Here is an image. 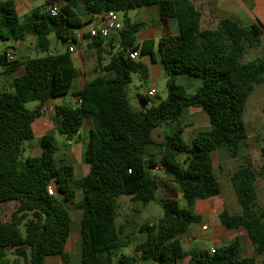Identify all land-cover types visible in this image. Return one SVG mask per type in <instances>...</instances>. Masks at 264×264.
<instances>
[{
  "label": "trees",
  "instance_id": "16d2710c",
  "mask_svg": "<svg viewBox=\"0 0 264 264\" xmlns=\"http://www.w3.org/2000/svg\"><path fill=\"white\" fill-rule=\"evenodd\" d=\"M62 1L56 17L47 7L57 0H47L44 11L34 10L22 21L13 0H0V41H23L37 35L42 52L48 53L50 34L63 44H76L74 31L85 24L83 18L114 10L123 15L124 26L118 31L122 49L105 63L106 39L94 37L83 60L88 72L103 75L74 93L81 98L79 105L55 109L60 118L57 132L66 141L74 139L85 120L92 121L85 151L90 170L77 180L71 164L56 161L59 148L54 133L42 137V156L23 159V144L34 138L32 125L42 116L45 104L73 89L78 70L71 53H48L21 62L10 60L6 49L0 52V69L6 74L26 68L9 88L0 89V204H15L10 220L0 221V264H45L51 256L71 264L65 244L72 216L64 203L82 212L79 264H115L114 257L132 245L135 253H122L120 264H181L187 258V264H255L257 256L264 255V211L257 207L256 188L258 177L264 179V146L263 162L257 170L242 164L231 175L242 213L233 215L224 209L217 216L228 231H247L255 255L243 257L240 237L215 247V253L205 248L186 250L181 238L202 221L193 211L195 202L221 194L213 154L222 151L236 158L240 152L248 99L264 84V58L243 59L250 50L261 47L264 28L225 19L215 30H202V14L192 0ZM153 5L162 20L176 22L178 32L160 44L167 98L152 104L142 96L143 102L151 105L137 111L130 104L128 84L132 74L147 79L149 71L126 53L139 50L140 57L149 55L155 61L156 51L153 40L138 44L137 34L147 24L132 22L128 13ZM192 79H198L200 85L189 94L186 81ZM33 102L38 106L28 109ZM187 108L201 109L210 124L198 131L191 143L183 135L182 118ZM160 127L168 130L162 143L152 138L153 130ZM159 167L183 194L187 208L174 197L157 198L159 184L152 170ZM50 186L54 195L49 194ZM77 189L82 192L79 200ZM121 196L162 207L163 215L156 223L138 226L137 233L146 236L144 241L136 242L135 233L126 235V223H118Z\"/></svg>",
  "mask_w": 264,
  "mask_h": 264
},
{
  "label": "crops",
  "instance_id": "0c3cea01",
  "mask_svg": "<svg viewBox=\"0 0 264 264\" xmlns=\"http://www.w3.org/2000/svg\"><path fill=\"white\" fill-rule=\"evenodd\" d=\"M13 1L16 5L19 16L23 18V20L26 17H29L34 10L40 9L41 11H44L45 5L47 3V0ZM57 2L60 5H62L63 3L62 0H57ZM192 3L202 14V30H215L219 22L225 19L237 21L243 26H252L254 24H259L264 28V0H192ZM132 14H134V17L130 16ZM128 17L132 22L147 24V26L141 30L144 32V35L141 41H137L138 44H142L147 40H153L155 42V61L149 55L141 56L138 58V61L143 63L148 68V78H152L151 75L152 71H154V68H157L159 66L162 67L160 52L161 41L177 34V24L174 21L162 20L159 15V9L155 5L138 8L136 9V11H129ZM83 20L85 24L78 29L82 37L78 39L76 43L75 52L71 53L74 64L78 70V76L74 81L73 89L66 96L53 98L45 104L44 108H48V110L45 112L42 111V116L37 118L32 125L34 138L25 141V146L23 147L25 158L40 157L43 154V149L40 145L42 137L48 133H54L55 140L59 148L57 154L60 155V160L65 161L74 167L76 180L85 177L90 170L89 165L85 161V151L87 148L88 132L93 126L92 121L85 120L81 130L74 137V139L71 141H66L65 137L57 132V126L59 125L60 118L57 116L55 109L56 107L61 105H66L69 107H76L77 105H79V97H76L74 93L82 90L88 82L103 75L100 72H88V67L85 66V62L83 60V52L85 51L87 44L92 39H94L90 37L89 32L93 28H100L104 25L103 16L100 15L94 18L85 17L83 18ZM48 38L50 40L51 47V41L53 38H56V36L54 34H50ZM263 43L264 36L262 38V44ZM3 44H7L4 45L3 50L6 49L8 51L9 59L12 61L18 59L21 62H26L31 59L43 57L48 53L51 55L65 53L67 50H69L70 46V44H63L61 48L59 42L56 41L54 51L50 50L49 48L48 53H43L40 48L37 35L28 36L23 41H4ZM121 49L122 48L120 46L118 32H114L110 38L106 39L104 62L108 63L111 57ZM25 73V67H21L13 74H6L5 69H0V89L9 88L14 79L24 75ZM151 80H153V83L156 82V78H152ZM186 83L191 85L193 91L200 85V81L198 79L188 80ZM152 88H155L154 84L150 86L149 90ZM157 98H159V94L157 95ZM37 106L38 103L36 102L35 108ZM186 115L191 116L193 121L188 125H184L183 135L185 141L187 143H191L197 132L200 130L208 129L210 124L207 115H203L200 111H198V108L185 109L183 118ZM167 135L168 130L165 127L156 128L152 132L153 140L158 143L164 142ZM61 136L63 137L62 139ZM218 152H215L213 154L214 169H216V155ZM227 156L230 159H234L229 154H227ZM238 168L229 172L230 177ZM152 174L156 177L159 184L158 193H162L163 197L173 198L174 195L176 196L181 193L175 187V185L165 176L162 168L159 167L155 170H152ZM174 192L175 194H173ZM227 195L229 197L228 199H222L220 194L211 199L197 200L195 202L193 211H195L196 208L197 212L194 213L202 216V221L200 223H197L194 229H192L193 227H191L188 233L181 238L183 246L185 245L184 248L186 250H190L194 247L212 249L228 244L235 240L237 237H240L243 244V250L246 247L248 251L247 257L250 258L255 255L254 247L252 246L248 233L245 229L239 228L237 230L228 231L220 222H214V219L217 218L218 214L224 209L228 210V212L233 215L242 213V210L240 211L237 207L234 192L227 191ZM260 198L261 197L259 195L257 201H259ZM64 204L68 209L69 206L67 207L66 203ZM14 210V203L0 204V221H9ZM79 212L80 213L77 214V218L75 219V221L72 219L70 234L65 244V252L70 256L71 264H79L81 260L82 237L80 233V222L82 218V212L80 210ZM208 221L211 222H209V224H206L205 222ZM204 226H206L207 229H204ZM72 256L76 258L74 262H72ZM188 261L189 258H187L181 264H187ZM45 264L66 263L59 256H51L46 258Z\"/></svg>",
  "mask_w": 264,
  "mask_h": 264
},
{
  "label": "rangeland",
  "instance_id": "374dc122",
  "mask_svg": "<svg viewBox=\"0 0 264 264\" xmlns=\"http://www.w3.org/2000/svg\"><path fill=\"white\" fill-rule=\"evenodd\" d=\"M136 11V9L131 10ZM130 11V12H131ZM134 17V14L130 15ZM123 18V16L121 15ZM23 21V18H21ZM144 32L141 31L137 34V41H141L143 38ZM56 41L59 42L60 47L62 48L63 43L62 41H59L57 38H53L51 41V47L50 50L54 51ZM4 45L2 41H0V52L3 51ZM259 57L264 58V43L261 45L258 49H252L250 50L244 57L243 62H250L252 60H255ZM160 71V72H158ZM151 74V73H150ZM152 78H156V82L153 83L152 78L144 79L141 77L140 74L134 73L132 74V81L128 84V97L131 106L133 109L137 111H143L145 108H148L149 106L146 105L143 100L142 96H147L148 90L151 85H155V88L159 94V98L152 99V104H157L161 100H165L167 98V88H166V76L164 75L163 68L161 66L154 68V71H152ZM187 82V81H186ZM188 93H192V87L190 84L187 83ZM192 90V91H191ZM36 102L29 103L27 105L28 109L33 110L35 109ZM192 109V108H191ZM197 109V108H196ZM198 111H200L203 115L206 116V114L198 108ZM191 116H184L182 118L183 125H188L192 122ZM244 123H245V129H244V138L241 142L240 152L238 156L234 159L228 158L227 154L225 152H218L216 155V169L215 174L220 182L221 185V197L222 199L226 198L228 199L227 191L234 192V188L231 183V177L230 173L232 170H235L238 168L241 164H250L255 170H257L260 165L262 164L263 160L261 157V148L264 146V84L260 85L256 88V90L253 92V94L250 96L247 102L246 106V112L244 116ZM38 136V135H37ZM63 137L61 136V139ZM61 142V141H59ZM57 143V142H56ZM25 144H23V147ZM25 158V155L23 156V159ZM226 158V159H225ZM56 161L60 162V155H56ZM256 188L258 192V196L260 195L259 201H257V207L259 210L264 211V180L259 176L258 181L256 182ZM232 189V191H231ZM175 194V192L173 193ZM163 194L157 193V198L160 200L162 199ZM234 197L236 200V204L238 209L241 211V206L238 203L236 194L234 192ZM82 198V192L81 190L77 189V199ZM174 198H176L180 206L182 208H187L186 199L184 196L180 193L178 195H174ZM72 219L75 221L77 218V214L80 213L78 209L72 207L70 203H66ZM117 208L119 212L118 216V223H126L127 225V233L126 235H131V233H135V241L141 242L144 241L146 236L145 234L137 233V228L140 224L143 223H156L159 218L163 215L162 207L156 203L151 202L148 205H143L141 202H133L131 201V198L129 196H121L118 199L117 202ZM231 210V209H230ZM232 211V210H231ZM196 208H195V211ZM209 222H205L206 224H209ZM214 222H219L217 218L214 219ZM191 227L194 229L196 227V224H193ZM125 235V236H126ZM185 246V245H184ZM134 246H130L128 248H125L121 251L120 255L123 253L127 255H133L134 252ZM12 254V251H10ZM120 255L114 257V263L120 264L119 259ZM243 257H247L248 251L246 247L243 250L242 253ZM11 259H13V256H9ZM75 257L72 256V262L75 261ZM255 264H264V255L257 256V260Z\"/></svg>",
  "mask_w": 264,
  "mask_h": 264
},
{
  "label": "built area",
  "instance_id": "2783aa9c",
  "mask_svg": "<svg viewBox=\"0 0 264 264\" xmlns=\"http://www.w3.org/2000/svg\"><path fill=\"white\" fill-rule=\"evenodd\" d=\"M47 8H48V13L52 17H56L60 12V4L58 2H50ZM100 15L103 16L104 25L100 28L91 29L89 32L90 37L94 38V37L101 36L105 39H108L111 37V35L114 32H118L123 28L124 22H123V18L121 17L122 15L121 13L114 11V10H109V11H104ZM74 37L77 41L78 39L82 37L78 29L74 31ZM75 47H76V44H70L69 52L74 53ZM126 55L132 60H138V58L140 57V52L139 50H131V51H128ZM157 95H158V92L155 88L150 89L147 93V97L151 100L156 99ZM79 103H81V98H79ZM47 110L48 108H43L42 111L45 112ZM48 191H49V194L51 195L55 194V189L52 186L48 188ZM203 228L207 229L206 226H204ZM211 251L215 253L214 248H212Z\"/></svg>",
  "mask_w": 264,
  "mask_h": 264
}]
</instances>
